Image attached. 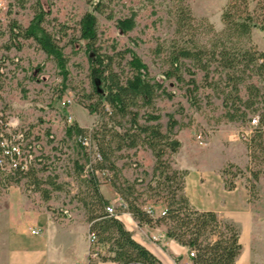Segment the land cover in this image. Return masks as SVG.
Masks as SVG:
<instances>
[{
  "label": "rangeland",
  "instance_id": "obj_1",
  "mask_svg": "<svg viewBox=\"0 0 264 264\" xmlns=\"http://www.w3.org/2000/svg\"><path fill=\"white\" fill-rule=\"evenodd\" d=\"M100 1L102 11L97 14L96 46L100 48L101 54L115 56L119 52L133 49L149 67L151 77L160 80L161 74L170 68L169 58L176 48L195 46L208 52L227 49L231 58L237 61L235 75L242 80L239 85L240 98L246 101L250 93L256 94L254 88L260 91L256 99L258 103L253 109L247 110L235 99L232 86L227 85V71L219 67L210 75L209 87L205 85L204 74L197 73L196 80L201 88L196 93L195 104L188 101L187 84L173 80L171 82L174 85H169L167 81L165 86L169 92L175 93L174 99L161 97L148 111L161 116L164 133L168 114L173 115L179 123L175 129V138L182 146L177 153L166 156L174 169L186 171L191 177L199 174L202 183L220 174L228 182L241 183L248 188L251 193L249 203L260 208L263 216L261 223L251 228L258 235L254 239L253 252H241V257L246 264H264V192L261 197L258 196L264 188V69L261 68L264 66V57L260 56L264 53V0ZM91 2L0 0V55L6 57L5 70L10 78L4 92L6 110L15 123L31 129L38 145L33 171L28 176L0 181V208L8 206L9 189L16 186L22 195L54 216L68 218L72 214L81 215L89 223L91 214L99 212L90 183L92 176L88 166L91 164L98 171L101 166L109 169L108 177H112L110 181L100 177L99 190L102 195V192L107 194L106 189L116 182L126 191L129 202H135L145 210L155 208L158 215L166 209L163 197L167 195L166 188L171 183L166 182L165 175L157 173L153 177L155 158L143 144L144 136L138 140L136 148L127 147L129 139L121 140L117 134L123 136L126 130H129V136L135 134L129 117L109 115L107 106L99 102L93 91L90 55L80 39V22L91 9ZM40 3L49 11L43 26L63 49L67 60L69 73L65 89L55 60L48 57L34 40L19 38L20 49L11 41L12 24L15 22L26 29L39 10ZM229 4L235 6L234 13L246 10L253 17L256 26L249 37H237L223 22L222 15ZM187 8L194 20L181 21V15ZM132 14L136 15V26L125 33L118 23ZM129 60V56L124 61L116 56L115 63L120 65L116 70H124L125 75H128L129 67L126 64ZM217 65L214 64V70ZM186 80H189V75ZM93 108L96 111L92 112ZM234 108L245 111L246 118L228 121L225 116L227 112H233ZM254 117L259 119L261 132L253 128V140L249 146L239 139L238 134L249 128ZM140 123L144 124V120L141 119ZM73 125L91 135L98 152L104 149L109 159L100 164L86 154L78 144L76 135H66L67 128ZM105 136L109 137V141H104ZM120 144L123 145L121 150L118 149ZM243 146L247 149L245 159L240 151ZM233 158L240 159L237 162L240 163L241 171L231 169L232 174L223 176V169ZM223 165L226 166L222 169ZM111 166H115L116 170L110 169ZM253 174H258L257 182ZM257 183L261 184V189ZM158 192L160 195H157ZM120 201L126 210L127 203L121 198ZM113 205L122 211L118 203ZM168 227L161 224L154 229L166 233ZM165 241L161 238L158 242L163 245ZM98 248L102 256L109 257L108 246L98 244ZM186 250L182 256L190 262V249L186 247ZM166 253L173 260L182 259L170 250Z\"/></svg>",
  "mask_w": 264,
  "mask_h": 264
},
{
  "label": "trees",
  "instance_id": "obj_2",
  "mask_svg": "<svg viewBox=\"0 0 264 264\" xmlns=\"http://www.w3.org/2000/svg\"><path fill=\"white\" fill-rule=\"evenodd\" d=\"M234 7L233 4L227 6L222 15V20L237 37H249L253 27L256 26V22L246 10L241 11L239 14L234 13ZM245 7H247L246 4ZM101 11L102 2L100 0H92L91 9L83 16L80 22V39L85 43L86 52L90 55V77L93 91L99 102L107 106L106 111L109 115L121 118L129 117L131 129L135 131V134L129 136V130H126L123 136L119 134L117 136L121 140L129 139L127 147L132 149L138 146V140L144 136L142 142L151 150L155 158L153 177L157 173L160 176L165 175L166 182L171 184L166 188L167 195L163 197V203L166 204V209L164 210L166 214L164 216H155L137 203L129 202L126 191L118 186L116 182H113L111 183L112 187L120 198L127 203V208L125 210L120 207L122 211H118L115 208L116 213L109 214L106 212V207L111 204V201L101 194L99 190L100 181L95 174L97 169L93 165L94 170L90 171L92 176L90 183L99 212L96 213L95 211L89 217L90 234H94L97 237L98 244L108 246L107 252L109 254L108 258L102 255L100 258L102 261L109 260L116 264H163L153 253L133 238L132 232L119 219V215L123 211H127L140 226L147 225L154 228L161 224L169 225L166 230V237L195 251V257L190 258L191 264H236V260L242 251L240 231L232 223L220 219L217 213L200 211L192 206L184 193L188 172L174 169L166 159L168 154L177 153L182 146L181 142L175 138V129L179 125L178 121L173 115L168 114L167 129L164 133L160 123L161 116L148 110L153 108L156 100L161 97L168 100L174 99L175 93L169 92L165 86L167 81L170 82L169 85H174L171 82L173 80L176 83L187 84L186 95L188 101L195 104L196 93L201 88L196 80L197 73L202 72L204 74L205 85L209 87L211 86L208 82L210 75L214 71L216 72L219 67H222L223 71H227V85L232 86L235 99L244 105L247 110L253 109L258 103L256 99L259 97L260 91L254 88L256 91L255 95L250 93V97L246 101L240 98L239 85L242 80L235 75L237 61L235 58H231L227 49H222L219 52H208L195 48V46L176 48L169 58L170 68L161 74L160 80L151 77L149 67L133 49L119 52L115 56L101 54L100 48L96 46L98 41L97 14L101 13ZM48 14L49 11H46L43 4L40 3L39 10L26 29H22L15 22L12 24L10 29L11 41L20 49L19 38L34 40L48 57H52L55 60L57 68L63 77V89H65V81L69 73L67 60L63 49L43 26ZM181 17V21L194 20L188 8L185 9ZM135 18L136 15L132 14L129 18L120 20L118 23L119 28L125 33L132 31L136 26ZM10 48L9 46L8 49ZM116 56H119L122 61L126 59V56H129L130 60L126 64L129 67L128 75H125L124 70H116V67H120L119 64L115 63ZM260 56L264 57V53ZM215 63L218 64V67L214 70ZM261 68L264 69V66L262 65ZM187 75H189L188 81L186 80ZM143 109L147 110L142 114L141 111ZM94 111H96L95 108L92 109V112ZM240 111L239 108H234V111L227 112L225 117L230 122L244 120L247 113ZM141 119L144 120V124L140 123ZM260 127L258 125L255 130L260 131ZM84 134L85 130L77 125L70 126L66 130L68 137ZM104 139V141H109L108 136H105ZM252 140L253 137L247 143L249 146ZM122 147L123 145L120 144L118 149L121 150ZM101 151L99 152L101 160L98 162L103 164L104 160L107 161L109 158L108 153L104 149H101ZM98 169H100V172H109V169L103 168V166ZM110 169L116 170L115 166H111ZM231 169L241 171L238 166L229 163L222 171L223 176L232 174ZM32 171L23 176H28ZM253 177L255 182H257L258 174H253ZM111 178L105 177L104 179L110 181ZM224 183L228 190L235 188L234 181L228 182V180L224 179ZM251 189L253 190V186ZM157 195H160V192ZM84 205L88 206V204Z\"/></svg>",
  "mask_w": 264,
  "mask_h": 264
},
{
  "label": "crops",
  "instance_id": "obj_3",
  "mask_svg": "<svg viewBox=\"0 0 264 264\" xmlns=\"http://www.w3.org/2000/svg\"><path fill=\"white\" fill-rule=\"evenodd\" d=\"M240 151L243 158H247L246 146ZM237 160L233 158L229 163L241 167ZM191 176L188 174L186 177L185 193L192 205L200 211H213L223 221L236 226L241 234L242 254L253 252L254 239L258 235L252 232L251 228L261 223L263 215L260 208L249 203L251 193L248 188L235 182V188L228 190L220 174L209 177L205 183L200 181L199 174ZM261 184L257 183L260 189ZM263 192L264 188L258 196L261 197ZM102 193L111 204L119 205L120 197L111 186L106 189L107 194ZM7 201L8 206L0 208V264H90V223L84 216L72 214L68 218H58L22 195L16 186L10 187ZM155 214L158 216L156 209ZM119 219L132 232L133 238L163 264L189 262V259L182 256L187 251L186 247L168 239L164 230L140 226L127 211H123ZM32 230H38L39 233L32 234ZM161 238L166 240L163 245L158 242ZM169 250L182 259L173 260L171 255L166 253ZM239 261H243L241 254L236 264ZM94 264L116 263L108 260ZM242 264L246 263L243 261Z\"/></svg>",
  "mask_w": 264,
  "mask_h": 264
},
{
  "label": "built area",
  "instance_id": "obj_4",
  "mask_svg": "<svg viewBox=\"0 0 264 264\" xmlns=\"http://www.w3.org/2000/svg\"><path fill=\"white\" fill-rule=\"evenodd\" d=\"M6 67V57L4 54L0 55V181H7L9 179H16L28 174L33 170V162L36 159L37 143L35 136L32 135L30 128L23 126L21 123H15L10 113L7 112V102L4 92L6 86L9 83ZM259 125L258 117L251 119L249 128L242 130L238 137L241 141L249 143L253 134V128ZM78 144L85 151L86 154L92 157L95 162L101 160V155L94 146L92 136L89 134L76 136ZM92 172L94 170L93 165L88 166ZM98 179L101 176L108 177V171H95ZM120 207H125L124 203L120 201ZM106 212L109 214H115L116 209L113 204L106 207ZM148 212L155 215V209L149 208ZM166 213L164 210L160 212L158 216H164ZM38 230H32V234H38ZM97 237L94 234H89L90 253L89 263L94 264L99 260L101 254L98 248ZM189 257H195V251L190 250ZM187 264H191L188 262Z\"/></svg>",
  "mask_w": 264,
  "mask_h": 264
}]
</instances>
